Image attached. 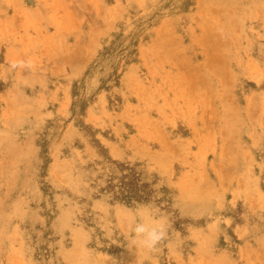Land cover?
<instances>
[{"label": "rangeland", "instance_id": "1", "mask_svg": "<svg viewBox=\"0 0 264 264\" xmlns=\"http://www.w3.org/2000/svg\"><path fill=\"white\" fill-rule=\"evenodd\" d=\"M0 264H264V0H0Z\"/></svg>", "mask_w": 264, "mask_h": 264}, {"label": "clouds", "instance_id": "2", "mask_svg": "<svg viewBox=\"0 0 264 264\" xmlns=\"http://www.w3.org/2000/svg\"><path fill=\"white\" fill-rule=\"evenodd\" d=\"M32 67V62L17 61L11 67ZM133 233V242L142 246L149 251H155L157 246L161 244L167 236V231L164 224L156 220H140L135 222L131 229Z\"/></svg>", "mask_w": 264, "mask_h": 264}]
</instances>
